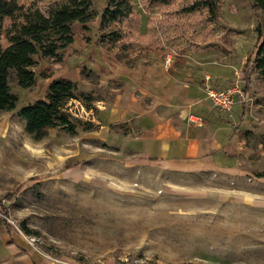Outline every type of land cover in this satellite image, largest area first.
<instances>
[{
	"label": "rangeland",
	"instance_id": "374dc122",
	"mask_svg": "<svg viewBox=\"0 0 264 264\" xmlns=\"http://www.w3.org/2000/svg\"><path fill=\"white\" fill-rule=\"evenodd\" d=\"M197 1L175 0L174 9ZM106 3L93 0V9L101 13ZM216 5L214 22L203 19L200 27L209 30L213 45L243 58L264 33V12L252 0ZM185 21L187 15L178 23ZM87 24L75 22L74 30L91 32L98 20ZM193 36L183 34V43L202 40ZM128 41L122 36L104 44L129 61L140 49ZM87 76L90 92L78 90L84 97L70 106L79 114L72 116L76 133L49 128L39 140L27 133L18 112L42 98L43 78L24 89L12 76L17 108L0 111V227L8 222L37 249L70 264H264V178L258 176L264 166L250 176L177 173L89 138L96 125L87 108L95 112L92 101L109 95ZM256 81L264 87L260 74ZM88 123L93 127L86 130Z\"/></svg>",
	"mask_w": 264,
	"mask_h": 264
},
{
	"label": "crops",
	"instance_id": "0c3cea01",
	"mask_svg": "<svg viewBox=\"0 0 264 264\" xmlns=\"http://www.w3.org/2000/svg\"><path fill=\"white\" fill-rule=\"evenodd\" d=\"M74 24V41L64 50L62 61L34 56L35 66L47 69L39 73L31 68L36 84L43 78L45 87L42 98L35 101L45 99L51 82L59 78L90 92L93 84L87 75H91L109 97L92 101L95 112L87 108L89 122L96 125L89 138L177 173L250 176L258 165L264 166V114L259 112L264 107V87L257 84L258 72L247 85L241 80L248 55L238 59L235 52L226 54L213 45L207 28L181 25L161 45H145L125 61L117 57L118 50L109 51L99 41L97 26L91 33L74 30ZM143 25L144 19L145 32L146 22L144 31ZM183 34L202 40L190 38L184 44ZM169 52L174 56L166 64ZM235 83L242 94L236 96L231 112H221L207 100L206 84L223 89ZM55 259L12 227L5 223L0 227V264H70Z\"/></svg>",
	"mask_w": 264,
	"mask_h": 264
},
{
	"label": "trees",
	"instance_id": "16d2710c",
	"mask_svg": "<svg viewBox=\"0 0 264 264\" xmlns=\"http://www.w3.org/2000/svg\"><path fill=\"white\" fill-rule=\"evenodd\" d=\"M252 1L264 12V0ZM174 5L175 0H107L98 13L93 9V0H0V111L17 108L18 96L10 88L13 75L19 87L35 86L36 74L31 70L36 65L34 56L62 61L64 50L74 41L75 22L85 25L97 19L100 42L116 44L124 36L136 50H143L145 45H161L168 34L181 29L179 17L187 15L189 21L183 27L195 30L201 20H215L216 0L197 1L180 9H174ZM201 6L208 8V13L200 12ZM143 14L147 17L145 32L141 30ZM254 72L264 76V33L261 31L254 49L248 53L241 80L247 85ZM77 91V84L71 80L52 81L45 99L36 100L18 112L25 121L27 133L37 140L46 136L49 128L63 127L75 134L77 125L67 104L84 97ZM246 92L247 86L243 90ZM86 100L92 98L88 96ZM92 127L88 123L85 129Z\"/></svg>",
	"mask_w": 264,
	"mask_h": 264
},
{
	"label": "built area",
	"instance_id": "2783aa9c",
	"mask_svg": "<svg viewBox=\"0 0 264 264\" xmlns=\"http://www.w3.org/2000/svg\"><path fill=\"white\" fill-rule=\"evenodd\" d=\"M174 53L169 52L165 56V62L166 64H169L173 59ZM205 92H206V98L207 100L212 104L213 107H215L217 110L225 113H229L232 111L233 106L236 101V96L241 95V89L238 85H233L230 87H226L223 89H217L209 84L205 85ZM71 100L67 104V110L72 116H79L77 112H73V109L70 107L72 106ZM90 115V114H89ZM88 120H91V117L87 118ZM57 261H60L58 259H55Z\"/></svg>",
	"mask_w": 264,
	"mask_h": 264
}]
</instances>
